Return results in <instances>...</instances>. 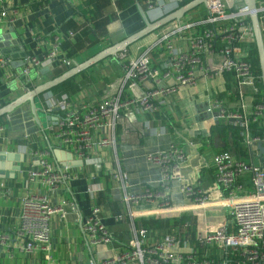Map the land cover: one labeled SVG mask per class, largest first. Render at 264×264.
Returning a JSON list of instances; mask_svg holds the SVG:
<instances>
[{
  "label": "built area",
  "instance_id": "built-area-1",
  "mask_svg": "<svg viewBox=\"0 0 264 264\" xmlns=\"http://www.w3.org/2000/svg\"><path fill=\"white\" fill-rule=\"evenodd\" d=\"M107 1L116 9L119 0ZM186 1L190 2L145 0L144 4L148 13L158 10L165 16L169 14L165 10L167 4L177 6ZM255 3L264 41V0H255ZM199 7L201 13L193 19L184 16L179 22L156 31L153 48L144 49L136 57H129L127 51L118 54L115 60L121 68V77L98 102L76 105L63 97L50 104L44 113L52 118L53 124L47 129L52 134L53 149L69 153L71 161L81 163L79 167L102 151L101 148H115L117 130L123 144L142 138L145 127L138 121L139 115L157 112L159 106L181 89L196 87L200 78L212 81L229 73L238 85L236 105L243 112L233 111L226 102L217 99H210L206 111L216 114L219 123L240 130L249 154L242 157L221 152L211 158L208 167L214 178V191L219 194L215 197L208 195L199 182L184 183L182 169L186 154L174 144L145 157L147 164L158 169L159 180L139 193L129 192L128 175L119 171L127 217L175 219L190 215L195 219L194 239L185 238L176 228V232L150 241L147 230L138 229L134 230L128 247L117 251L112 249V233L102 223V210L93 200L81 221L85 244L94 251L98 247L108 248L112 255L103 261L91 259L86 264H217V259L207 252L213 249L221 250L227 257L218 264H264V161H259L264 157L258 158L255 147L257 143L264 144V104L254 101L253 106L245 108L246 95L242 91L243 87L250 88L252 94L247 96L253 99L258 91L251 63L255 44L250 13L242 0H206ZM5 16L6 12L0 13V22ZM184 32L189 34L186 46L176 49L175 41ZM67 35L73 37L74 33ZM43 45L48 50L39 56H26L19 75L13 74L10 58L0 56L4 80L20 79L23 83L39 70L53 65L60 38ZM151 50L159 55L166 69L163 72L151 66ZM64 63L69 65L66 60ZM254 125L262 130L258 136L252 134ZM3 131L0 125V138ZM111 150L115 155V149ZM30 156L26 180L32 186H42L47 193L31 192L22 197L14 237L20 251L44 252L49 258L52 218L56 213L64 216L62 207L52 206L49 194L81 176V172L77 168L73 172L74 166L67 162L54 165L47 150L35 149ZM173 181L180 183L178 194L182 204L171 202ZM2 188L0 185V191ZM102 191L101 185H92L89 189L92 198ZM141 206L151 210L137 211ZM124 218L122 214L116 217ZM188 227L186 222L182 229Z\"/></svg>",
  "mask_w": 264,
  "mask_h": 264
},
{
  "label": "crops",
  "instance_id": "crops-1",
  "mask_svg": "<svg viewBox=\"0 0 264 264\" xmlns=\"http://www.w3.org/2000/svg\"><path fill=\"white\" fill-rule=\"evenodd\" d=\"M127 1L119 0L114 9L107 0H0V13H7L0 22L3 35V40L0 41V56L10 58L14 75H19L24 55L39 56L48 50L43 44L54 42L56 37L60 38L57 60L53 65L45 67L48 68L46 72L40 74L39 70L36 75L22 83L20 79L5 81L0 70V108L23 96L28 90L60 76L75 64L83 63L105 48L140 31L144 24L138 13V6L147 17L149 16L150 21H156L162 16L158 10L148 13L145 0H133L130 4H127ZM179 7L181 6L167 4L165 10L171 13ZM196 9L185 17L190 20L200 15V7ZM11 20L13 22H10ZM69 22L73 23L72 28L65 27ZM97 23L103 24L100 31L95 29ZM82 29L89 35L76 39ZM69 32L74 33L73 37L67 35ZM156 33L128 48V56L136 57L144 49L153 48ZM10 34L14 38H10ZM92 35L95 36L94 41L89 39ZM188 35L185 32L179 35L174 44L176 49L185 48ZM36 36H39V41ZM65 60L69 65L64 63ZM161 62L159 55L151 50V66L163 72L166 69ZM254 75L257 95L253 99L252 96H247L252 94L251 89L242 88L246 95L245 108L253 106L254 101L264 104V97L261 96L264 95L261 75ZM77 77H81L82 81L73 91H49L40 96L36 102L39 106L36 116L32 114L29 103L25 102L12 113L0 118V125L4 128L0 138V154L13 153L23 159L19 164L20 170L12 179L0 178V185H3L0 191V264H86L91 259L103 261L110 257V249L98 247L94 251L89 250L85 244L81 221L88 214L93 200L102 210V223L112 233V249L117 251L128 247L134 230L146 229L150 241L176 232L177 229L173 227L162 231L147 228L155 220L167 218L127 217V205L123 201L119 176V171L128 175L130 193H139L149 184L157 183L159 171L147 164L145 157L155 151H164L171 144L185 151L186 161L182 169L184 183L199 182L208 195H219L214 191V178L208 165L211 158L222 151L224 142L222 136L211 133V127L216 123L207 118L206 109L210 99H217L226 102L233 111L243 112L244 109H239L236 105L239 101L238 85L229 73H223L212 81L200 78L196 87L181 89L165 104L159 106L157 112L139 115L138 121L145 127V134L138 141L121 143L117 130L115 148H101L103 150L93 154L90 161L79 167L74 166L72 171L78 169L81 176L59 186L49 194L52 206L62 207L64 211L63 217L61 213H56L51 221L49 258L44 252L27 254L20 251L18 241L14 237V230L19 222L20 201L27 193H47L42 186H32L26 180L32 160L30 155L35 149L47 150L54 165L55 162L60 166L64 163L56 160L49 149V146L53 149L54 142L47 126L53 122L44 110L63 97H68L76 105L98 102L110 86H116L121 77V68L115 59H107L94 66L90 73ZM87 89L90 90L89 93L86 92ZM39 112L44 114L45 127L41 124ZM47 117H50L48 121ZM225 142L231 145L229 137ZM111 149H115V155ZM92 185L103 187V191L94 198L89 193ZM179 186L177 181L171 182L170 199L176 205L183 202L178 194ZM136 210L151 209L141 206ZM120 214L125 218L116 219ZM179 231L185 238L190 239L187 230ZM5 237L6 239H1ZM207 252L217 259V264L227 259L221 250L213 249Z\"/></svg>",
  "mask_w": 264,
  "mask_h": 264
},
{
  "label": "water",
  "instance_id": "water-1",
  "mask_svg": "<svg viewBox=\"0 0 264 264\" xmlns=\"http://www.w3.org/2000/svg\"><path fill=\"white\" fill-rule=\"evenodd\" d=\"M206 0H192L185 5L179 7L175 11L159 18L156 21H150L146 15V13L142 10L140 6L137 7L138 13L143 21V28L134 33L133 35L125 38L124 40L111 45L104 50L100 51L93 57L89 58L88 60L84 61L80 64H75V66L65 73L61 74L60 76L45 82L32 90H28L26 94L19 97L18 99L10 102L9 104L0 108V118L3 116L12 113L15 109H17L20 105L25 102H28L32 111V114L36 116V109H38L37 99L42 96L43 94L51 91L52 89L62 85L63 83L69 81L70 79L80 75L81 73L87 71L93 66L101 63L107 59H115L118 54L127 51L132 45L137 43L138 41L144 39L145 37L151 35L152 33L158 31L159 29L173 23L179 22L185 15L189 12L193 11L194 9L198 8L199 6L205 4ZM245 6L248 8L250 13V22L254 36V44L257 50L258 60H259V68L261 73V80H262V87H264V41H262V36L260 32L258 14H257V7L255 0H242ZM10 38H14L12 34H10ZM3 40V35L0 31V41ZM26 58L24 55L23 60ZM22 60V61H23ZM23 65V64H22ZM48 68H43L40 70V74L46 72ZM208 119H213V121L217 124L218 120L216 118V114L209 113L207 115ZM50 117L46 118L48 121ZM256 150L258 152V158L264 157V144L257 143ZM50 151L52 152L54 158L56 160L66 161L71 166L80 165L79 161H71L70 154H65L62 151L54 150L49 146ZM23 161L22 157L17 154L13 153H5L0 154V178H13L17 171L20 170L19 164Z\"/></svg>",
  "mask_w": 264,
  "mask_h": 264
},
{
  "label": "trees",
  "instance_id": "trees-1",
  "mask_svg": "<svg viewBox=\"0 0 264 264\" xmlns=\"http://www.w3.org/2000/svg\"><path fill=\"white\" fill-rule=\"evenodd\" d=\"M132 1L133 0H128L127 4L132 3ZM138 1L141 2V0H138ZM188 2L189 1H186L183 4H181L180 6H183ZM73 26H74L73 23L69 22L68 24H66L65 27L66 28H72ZM102 26H103V24L97 23L95 25V29L100 31ZM88 35H87V32H85L82 29L80 31V33H78V36H76V39H79V36L84 37V36H88ZM89 39H91V41H94L95 36L92 35L91 37H89ZM251 63H252L255 74L258 77H260L261 74H260V68H259V60H258V55H257V50H256L255 45L253 46L252 52H251ZM93 69H94V66L91 67L90 69H88V71L81 73L80 75L90 73ZM75 78H77V76L70 79L69 81L63 83L62 85L54 88L51 91H56V90L73 91L75 89V86L73 85ZM261 96L264 97V95H261ZM211 133L212 134H218V135L223 137L224 147L222 148L221 152H229L233 155L242 156V157H245L249 154V150H248L249 148L244 144V138H243V135L240 132V130L218 122L215 126L211 127ZM261 133H262V130L258 129L256 127V125H254V127L252 128L253 136H256V135L258 136ZM228 137L230 139L231 145H229L227 142H225ZM186 222L189 223V227H190V228L189 227L187 228V236H189L190 240L193 241L195 220L190 215H182L179 218H175V219L155 220V222L150 223L149 227H147V228H150L151 230L153 229V230L162 231L165 228L173 227V228H177L179 231L180 229H182L183 224Z\"/></svg>",
  "mask_w": 264,
  "mask_h": 264
},
{
  "label": "rangeland",
  "instance_id": "rangeland-1",
  "mask_svg": "<svg viewBox=\"0 0 264 264\" xmlns=\"http://www.w3.org/2000/svg\"><path fill=\"white\" fill-rule=\"evenodd\" d=\"M201 9V8H200ZM188 16V15H187ZM149 17V16H148ZM81 81H82V78L80 77H77V78H75V80H74V82H73V85L75 86V88H76V85L77 84H80L81 83ZM86 92L87 93H89L90 92V90H86ZM39 109V108H38ZM38 116H39V119H40V121H41V124L45 127L46 125H45V118H44V114H42L41 112H39L38 113Z\"/></svg>",
  "mask_w": 264,
  "mask_h": 264
}]
</instances>
